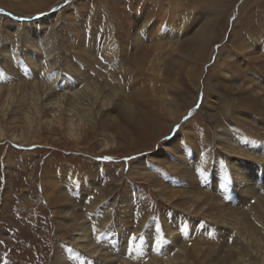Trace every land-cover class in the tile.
<instances>
[{
    "label": "rangeland",
    "instance_id": "1",
    "mask_svg": "<svg viewBox=\"0 0 264 264\" xmlns=\"http://www.w3.org/2000/svg\"><path fill=\"white\" fill-rule=\"evenodd\" d=\"M0 10V134L6 137L0 136V264H55L57 252L67 263L77 224L84 221L95 229L108 225L105 234L114 245L122 238L131 264H170L171 257L176 264H264V165H256L264 154V95L238 93L242 81L226 85V70L214 69L219 58L236 60V50L241 62L250 58L241 45L249 36L263 38L264 50V0H0ZM151 15L149 25L157 19L158 26L161 18L171 19L167 15L177 17L163 25L164 33L173 26L171 39L163 41L161 33L157 41H143V23ZM211 20L210 36L218 37L197 61L199 81L192 83V66L182 59L196 57L190 42ZM30 27L52 39L44 43L57 51L48 62L57 63V83L74 80V90H86L81 96L93 105H79L74 97L56 109L37 110L31 86L48 80L31 72L26 59L30 54L45 61L42 52L26 47ZM109 47L117 51L108 55ZM142 58L149 63L138 73ZM159 58L181 60L164 62L174 72L170 78L158 76ZM98 62L113 68L119 86L104 85ZM256 76L252 80L264 85V69ZM47 96L39 99L57 101ZM96 97L107 106L99 110ZM71 114L75 125L82 124L72 132ZM49 119L52 125L45 123ZM193 126L202 131L184 146ZM221 130L229 132L230 149L217 144ZM178 143L183 150L172 151ZM161 149L164 156L157 154ZM187 157L190 162H182ZM195 164L206 168L193 177ZM158 166L164 171L159 182L143 174ZM225 175L231 182L224 190L217 180ZM197 197L204 198L203 210ZM171 238L174 246L157 249Z\"/></svg>",
    "mask_w": 264,
    "mask_h": 264
},
{
    "label": "bare ground",
    "instance_id": "2",
    "mask_svg": "<svg viewBox=\"0 0 264 264\" xmlns=\"http://www.w3.org/2000/svg\"><path fill=\"white\" fill-rule=\"evenodd\" d=\"M223 15V14H222ZM154 15H151L150 17V21L145 20L143 23V29H144V36H143V41H146V39L150 38L153 41H157L160 39V36L158 38V34L160 35L161 33H164L162 30H164L163 25L165 23H171L173 22L175 19H177V17H172L171 15H167V18H171L170 20H166L164 18L162 19V23L158 26V22L157 19L154 20V22L149 25V23L155 18H153ZM214 17V16H213ZM140 21H142V18L140 19ZM186 22L182 23L179 29V32H182L184 26H185ZM210 24L205 25L200 31H205L203 33H196L193 37V39L190 42V47H193L194 49L196 48L195 52H197L196 57L192 58L193 60H189V59H182V61H185L189 64H191V69L190 72L192 74L193 77H195L194 81L192 83L195 82V80H197V82L199 81V75L196 77V72L198 73V62L200 58H206L207 54H208V50L211 47V44H213V42H215V40L217 39L218 35L211 37L210 33L212 32V25L213 22L212 20L210 21ZM34 26V25H33ZM36 26V25H35ZM10 28L14 29L17 28L16 26H10ZM40 28V27H39ZM166 33H164V37H163V41L167 40V39H171V34L174 29L173 26H169L166 28ZM46 33L44 30L36 28V27H30L28 28L25 36H24V40L27 44V48L30 47V51H36L38 53V55L40 54V52H42V57L43 59H45V61L43 62V64L39 63L38 61H34L35 58H32V56L30 54H28L29 57H27V61L28 63H30L32 66H30V70L31 72L33 71H39L40 73H45V77L48 81H45V85H41L42 82L40 83H35L32 84V89L31 91L35 94L34 96H36V107L37 110H49V109H56V103L58 104L60 101L63 100H68L70 102H74V97H77L81 102L77 103L79 105H84V106H91L93 105L89 100L88 97L86 95L81 96V93L86 92V90H83L80 93L75 91V87H76V82L74 80H68L69 84L63 80L59 81L57 83L58 77H59V70L58 68L55 69L57 63L56 62H52L51 64H48V62L50 60L56 59L54 58L57 55V51L56 48H53L52 50L50 49V45H46L44 42H46L47 39H49V41L51 42L52 39H50L48 37V33H46V35L44 34ZM40 34V35H39ZM95 37H93V41L97 40V35L94 34ZM93 35V36H94ZM39 37V38H36ZM233 37V36H232ZM138 42H142V39H139ZM262 42H263V38H259L257 39L255 36H249L246 39L243 40V43H241V45H243L242 47H245L247 50L246 56H251L250 58H247V60L245 61H240L242 60L240 57H242V54H238L235 52V58L236 60L233 61H229V63L227 64V61L225 58L223 59H218L217 60V64H215V68H219L218 71L220 70H226V75L228 77L224 78V80L226 81V85H228L229 82H231L232 80L236 81V80H241L242 84V89L241 90H237L238 93L241 92H246V91H250V93L252 94V91H258L259 93L264 95V85L259 83V80L257 78L256 75H258V68H262L264 69V60H263V53L264 50L262 48ZM90 43L93 45V42L90 41ZM30 45V46H29ZM25 47V48H26ZM243 51V48H241ZM107 51L108 55H112L115 51L117 50H110L106 48L105 49ZM125 51V50H123ZM224 51V50H223ZM239 52V49H238ZM14 53V54H13ZM11 53V55L13 56V58H15V56L17 55V53L13 52ZM226 52H224L225 54ZM262 53V55H261ZM34 54V53H33ZM36 54V53H35ZM223 52H221L218 57L222 56ZM90 55H88V51H87V55H85V57L83 58H88ZM230 56V55H229ZM228 56V57H229ZM210 57V56H209ZM25 58V57H24ZM40 59V58H39ZM136 59H140V58H136ZM181 61L178 58H159V63H158V76L160 77V79H163L166 77L170 78L171 75L174 74V72L168 70L167 68V64L164 66L163 64L165 63H172L173 61ZM57 61V60H56ZM198 61V62H197ZM165 62V63H164ZM149 63V58H142L138 65H137V72L140 73L144 71L145 66ZM243 63V64H241ZM102 63L98 62L97 67L95 68L96 73H98L99 76L104 75L105 76V83L104 85L108 86H119L120 85V81H118V76L117 78L112 74V70L113 68L110 70L108 68H104L102 65ZM225 65H227V68L225 69ZM101 66L103 67V69L101 68ZM224 66V67H223ZM235 66V70L232 69V67ZM163 67V70H162ZM238 70H242L243 74L242 77L244 75V77H240L239 75L236 76ZM119 73H121L119 71ZM218 73V72H217ZM216 73V75H217ZM239 73V72H238ZM254 77H257L256 80H252ZM99 79V77H98ZM132 81L134 82V79H132ZM148 80H144L141 81L140 83L145 84L148 83ZM61 82V83H60ZM75 82V83H74ZM99 82V80H98ZM164 83V82H163ZM232 84V83H230ZM229 84V85H230ZM225 85V86H226ZM199 87V86H198ZM232 87V86H231ZM88 88L90 89L89 85ZM97 88V87H96ZM172 88V87H170ZM239 88H241L239 86ZM101 89V88H100ZM139 89L141 90L142 88H140L139 85ZM236 89V88H235ZM103 90V88H102ZM160 90V89H159ZM158 90V91H159ZM162 90V89H161ZM93 93H95L94 91H92ZM161 92V91H160ZM56 93H62L60 95H56ZM159 93V92H158ZM218 93V92H216ZM53 96L55 95V97L57 98V101L55 103L52 102V100L54 98H50L49 97V102H45L44 100L39 99L41 98H45L48 97L47 95ZM8 98H13V92H9ZM188 98V97H187ZM213 98H220L219 96H216V94L213 96ZM246 98V97H245ZM159 99H164V97H160ZM247 99V98H246ZM10 100V101H11ZM209 101V100H208ZM94 104L97 103V107L99 110L105 108L107 105L105 102H101L100 99H98L96 97L95 100L92 101ZM189 103V102H188ZM230 104L227 103V111L230 112ZM207 110H209V107H207ZM130 112H133V109H129ZM231 113V112H230ZM131 115V114H129ZM76 116L74 114L70 115V119L72 122H68V125L70 127V131L72 132L74 130L75 127H78L81 124V120H78V124H74L73 123V119ZM80 119V118H79ZM125 119V118H124ZM45 123L47 125H52L54 123V119H49L46 120ZM232 129H238V126H234L232 127ZM202 131V127L201 126H193V130L192 131H186L185 134L187 136V138L182 139V144L184 146L188 145L191 140L195 137H197ZM226 130H221L217 132V144L219 147L223 148V149H230V146H226L227 143L230 141V139L228 138L227 133H229L228 131L225 132ZM1 137H3V139H6L5 133L4 131H2V135L0 134ZM18 139V137H16ZM176 137H174L175 139ZM15 139V138H14ZM206 140H208L207 138H204ZM24 140V139H23ZM195 142L197 143V140H195ZM172 151H180L183 150L182 146L180 145V143H178L176 145V147H173L171 149ZM214 152L211 151L210 154H213ZM157 154H163V156L165 155L164 150H160L158 151ZM211 156V155H210ZM231 157V156H230ZM235 157V156H234ZM263 158H259L258 163L260 164H256V165H264V154L262 156ZM144 162V161H143ZM182 162L186 163V162H190L189 161V157H187V160H183ZM201 163H205L204 159H200ZM142 163V162H141ZM7 164H12L11 159L9 158L7 160ZM144 164V163H143ZM196 166H199V169H194V170H190L191 175L194 177L196 176V174H203L204 172V168H206V164H201V165H197L195 164V168ZM160 167H149L146 171L145 176H148L151 181H158L159 177H162L164 171L159 169ZM177 168V167H176ZM246 168V167H243ZM242 168V169H243ZM146 169V168H145ZM197 170V171H196ZM209 170V169H208ZM219 170V168H215V171ZM210 171V170H209ZM257 171H255V177H256V182H255V186L258 187V178H257ZM208 172V171H207ZM227 172V171H226ZM227 174H229V172H227ZM263 176V175H262ZM204 179H205V175H204ZM264 179V176L262 177V180ZM95 182V180H93ZM204 180L203 179H199L198 183H203ZM217 184L220 186V188L225 190V185H228L231 182V178L227 175L222 176V177H218L217 180ZM92 183H89L88 185L85 186V189L87 187H90ZM205 184H202L201 186H204ZM199 191H202L203 189L200 187L199 189H197ZM201 200H204L203 197H197V202H199L202 206L199 208L200 210H203L204 207L206 205V203L201 202ZM263 201V200H262ZM65 216H68V212L65 213ZM111 221V220H110ZM81 226V228H80ZM108 225H104V226H98L101 229H98L96 227V229L94 228V223L92 224H88L87 221L82 222L81 224H77V231H80V233L75 234L74 236H76V238L73 239L72 244L74 245V251H72V254L69 256V258L67 259V263H62L65 262L66 259L63 257V255H60L58 252L57 254L55 253L54 256V263L55 264H131L126 257L129 255V251L126 250V248L122 249L121 247V240L120 239L119 243L117 244H113L112 240L109 238L108 233L105 234V229ZM206 229L205 224L203 225L201 231L204 232ZM176 238H171L167 241L166 244H161L158 243V245L156 246L158 250L160 249H164L168 250L170 249L172 246H174V240ZM241 243L242 245L245 247L244 249L247 248V244H246V238H242L241 237ZM129 244V243H128ZM125 247V246H123ZM67 249V248H66ZM179 255L183 256V252L179 251L178 253ZM251 256V255H250ZM174 258V257H173ZM173 258L171 257V263L170 264H176V262L172 263ZM254 262H256L254 255H252L251 258ZM170 260L167 261V263Z\"/></svg>",
    "mask_w": 264,
    "mask_h": 264
},
{
    "label": "snow or ice",
    "instance_id": "3",
    "mask_svg": "<svg viewBox=\"0 0 264 264\" xmlns=\"http://www.w3.org/2000/svg\"><path fill=\"white\" fill-rule=\"evenodd\" d=\"M66 2H68V0H66ZM0 11H2V10H0ZM128 159H131V158L129 157Z\"/></svg>",
    "mask_w": 264,
    "mask_h": 264
}]
</instances>
